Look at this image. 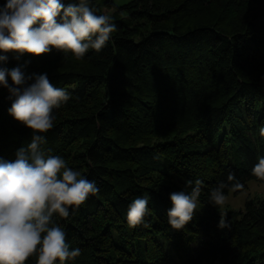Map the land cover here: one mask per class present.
<instances>
[{"label": "trees", "instance_id": "1", "mask_svg": "<svg viewBox=\"0 0 264 264\" xmlns=\"http://www.w3.org/2000/svg\"><path fill=\"white\" fill-rule=\"evenodd\" d=\"M91 4L117 25L100 52L80 60L55 49L39 57L0 52V66L46 73L70 93L53 110L41 148L99 188L69 217L54 214L70 249H81L64 264H264V199L247 200L238 219L209 203L230 172L243 187L260 180L252 168L264 156V0ZM9 97L0 86V158L13 161L32 131L9 115ZM61 108L73 114L62 117ZM153 134L170 136L136 144ZM197 179L203 212L174 230L170 194ZM142 196L149 214L132 228L128 205ZM221 216L229 227H219Z\"/></svg>", "mask_w": 264, "mask_h": 264}, {"label": "clouds", "instance_id": "2", "mask_svg": "<svg viewBox=\"0 0 264 264\" xmlns=\"http://www.w3.org/2000/svg\"><path fill=\"white\" fill-rule=\"evenodd\" d=\"M116 31L112 17L97 14L91 0H6L0 6V52H15L18 57H39L55 49L80 60L90 49L100 52ZM6 60L0 55V63ZM0 86L8 89L12 99L9 115L32 131L30 142L17 150L15 160L0 158V264H25L34 255L36 264H64L79 257L81 249H70L54 214L67 218L70 209H78L99 192L94 181L68 167L64 158L46 155L41 148L46 143L43 134L54 125L53 110L69 101L70 93L52 84L46 73L25 76L19 67L0 66ZM259 135L264 138V126ZM252 175L264 180V156L258 158ZM227 181L211 189L209 203L217 208L227 200L225 189L243 187L234 173L228 174ZM201 191L202 181L197 179L187 180L185 190L170 194L167 217L172 229L181 230L193 220ZM148 204L149 197L142 196L128 205L130 227L144 224ZM219 227H229L225 217L221 216Z\"/></svg>", "mask_w": 264, "mask_h": 264}, {"label": "rangeland", "instance_id": "3", "mask_svg": "<svg viewBox=\"0 0 264 264\" xmlns=\"http://www.w3.org/2000/svg\"><path fill=\"white\" fill-rule=\"evenodd\" d=\"M130 0H115V4L117 6H122L129 2ZM62 117H69L73 113L69 110H65L64 108H61L60 112ZM170 136V135H168ZM166 137H162L157 134L148 135V136H140L136 139V144L141 145L142 143H157L159 141L165 140ZM79 144V145H78ZM77 144V148L82 147L81 143ZM227 196V200L223 206H221L222 211L225 214H230L233 219H238L241 213L244 211L245 204L247 200H259L264 199V180H251L247 182V184L235 191H230ZM203 212L202 206L198 205L197 212L200 214Z\"/></svg>", "mask_w": 264, "mask_h": 264}]
</instances>
